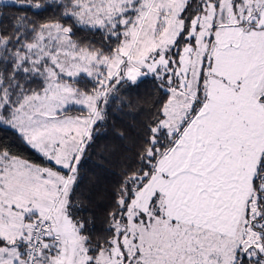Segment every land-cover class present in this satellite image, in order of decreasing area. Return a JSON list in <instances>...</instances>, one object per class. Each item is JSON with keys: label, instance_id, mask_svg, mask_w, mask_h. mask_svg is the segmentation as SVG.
I'll list each match as a JSON object with an SVG mask.
<instances>
[{"label": "snow or ice", "instance_id": "snow-or-ice-1", "mask_svg": "<svg viewBox=\"0 0 264 264\" xmlns=\"http://www.w3.org/2000/svg\"><path fill=\"white\" fill-rule=\"evenodd\" d=\"M0 5V264H264V0ZM142 85L98 224L83 162Z\"/></svg>", "mask_w": 264, "mask_h": 264}, {"label": "trees", "instance_id": "trees-1", "mask_svg": "<svg viewBox=\"0 0 264 264\" xmlns=\"http://www.w3.org/2000/svg\"><path fill=\"white\" fill-rule=\"evenodd\" d=\"M15 11V8L9 9L6 6L0 5V13L10 15L11 12ZM0 19H3V16H0ZM149 90L150 86L142 85L140 88L132 89L130 91L129 94L133 98L134 103L135 98L137 96L140 97L139 111L137 112L134 108L127 116L117 115L114 120H110L107 133L99 137L96 141L95 150L91 159L83 162L84 170L82 172L81 188L88 196V199L92 201V204L89 205L88 211L96 213L98 217V224L100 219H102V210L106 206L111 186L116 179L113 175V171L115 170L114 166L117 164L119 156L123 151V142L117 138L113 129H123L131 134L132 129L129 128V124L133 122L131 117H135L137 125L141 123L149 104L151 103V101L148 100ZM145 100H148V103H145ZM125 111L128 112L127 109ZM4 135V133H0V137ZM7 137L12 143L14 151H17L22 156L39 162V157L11 133H8ZM105 145L114 147L115 151L110 157L107 153H104L105 162L103 165H98V156L96 153Z\"/></svg>", "mask_w": 264, "mask_h": 264}]
</instances>
